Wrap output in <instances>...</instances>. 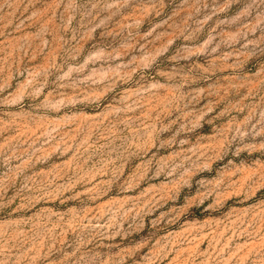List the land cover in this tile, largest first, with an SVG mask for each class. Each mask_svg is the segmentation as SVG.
<instances>
[{
	"label": "rangeland",
	"instance_id": "rangeland-1",
	"mask_svg": "<svg viewBox=\"0 0 264 264\" xmlns=\"http://www.w3.org/2000/svg\"><path fill=\"white\" fill-rule=\"evenodd\" d=\"M0 264H264V0H0Z\"/></svg>",
	"mask_w": 264,
	"mask_h": 264
}]
</instances>
